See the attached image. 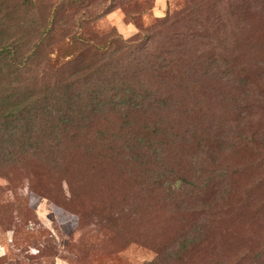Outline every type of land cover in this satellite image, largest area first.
Masks as SVG:
<instances>
[{"label": "rangeland", "instance_id": "obj_1", "mask_svg": "<svg viewBox=\"0 0 264 264\" xmlns=\"http://www.w3.org/2000/svg\"><path fill=\"white\" fill-rule=\"evenodd\" d=\"M0 264H264V0H0Z\"/></svg>", "mask_w": 264, "mask_h": 264}, {"label": "trees", "instance_id": "obj_2", "mask_svg": "<svg viewBox=\"0 0 264 264\" xmlns=\"http://www.w3.org/2000/svg\"><path fill=\"white\" fill-rule=\"evenodd\" d=\"M25 1H27V0H25ZM29 2L31 3V0H29ZM79 20H80V19H79ZM83 20H84V19H82L81 21H82L83 24H85ZM116 37H119V36H116V35H115L114 38H113V37L110 38V44L108 45V47H109L110 49H109V51H106L105 48H104V49H103L104 54L112 55L111 53L114 52V51L117 49V46H120V41H118V39H117ZM121 42H122V40H121ZM2 50H3L6 54H7L8 51H9V52L12 51V49L9 50V47H4V48H2ZM9 52H8V53H9ZM13 52H14V50H13ZM14 54L16 55L15 52H14ZM111 57H113V55H112ZM15 59H16V58L14 57V58L12 59V61H14ZM26 59H28V58L26 57ZM14 62H15V61H14ZM138 144H140V143H138ZM166 145H167V141H166Z\"/></svg>", "mask_w": 264, "mask_h": 264}]
</instances>
